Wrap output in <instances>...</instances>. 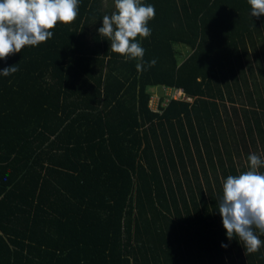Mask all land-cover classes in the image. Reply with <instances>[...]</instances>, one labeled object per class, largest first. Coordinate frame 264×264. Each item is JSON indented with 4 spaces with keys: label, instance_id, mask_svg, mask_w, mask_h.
I'll return each mask as SVG.
<instances>
[{
    "label": "trees",
    "instance_id": "16d2710c",
    "mask_svg": "<svg viewBox=\"0 0 264 264\" xmlns=\"http://www.w3.org/2000/svg\"><path fill=\"white\" fill-rule=\"evenodd\" d=\"M141 2L144 71L98 32L114 0H79L73 23L0 60L18 68L0 74V264H264L218 211L227 177L264 160V16Z\"/></svg>",
    "mask_w": 264,
    "mask_h": 264
},
{
    "label": "clouds",
    "instance_id": "9594fccd",
    "mask_svg": "<svg viewBox=\"0 0 264 264\" xmlns=\"http://www.w3.org/2000/svg\"><path fill=\"white\" fill-rule=\"evenodd\" d=\"M251 16H264V0H248ZM79 0H0V60L20 53L25 46H37L53 36L58 23L71 24L78 16ZM115 11L103 16L98 29L111 42V50L126 59H136L138 72L145 70V50L136 41L137 36L149 37L148 22L155 17L153 5L141 0H114ZM156 60L148 62V67ZM18 71L16 65L0 71L3 76ZM249 170L229 175L223 183V197L219 214L229 241L238 237L245 255L258 252L264 244L256 230L264 235V160L256 154L248 157ZM227 248V244H221Z\"/></svg>",
    "mask_w": 264,
    "mask_h": 264
},
{
    "label": "rangeland",
    "instance_id": "374dc122",
    "mask_svg": "<svg viewBox=\"0 0 264 264\" xmlns=\"http://www.w3.org/2000/svg\"><path fill=\"white\" fill-rule=\"evenodd\" d=\"M180 47V49H181V47H184V46H178V48ZM186 48V53H189L190 51H191V48H189V47H185ZM256 64L258 65V64H260L261 65V63L260 62H258V61H255L254 60V65H255V68H256ZM262 85L264 86V80L262 81ZM160 88H162L163 89V87H160ZM160 88H158V87H155L154 89H152V90H154V91H158L159 93H161V90H160ZM255 90H256V87L254 88ZM264 89V88H263ZM256 92H257V90H256ZM257 95V94H256ZM258 96V95H257ZM243 98H245V96H237V101L236 102H234V103H236V105H238V106H240L241 108L242 107H246V108H250V109H253L254 108V106H252L250 103H247V102H242V101H240L241 99H243ZM156 103H155V107H156ZM243 105H245V106H243ZM230 106L232 107V104H231V102H230ZM257 107V106H256ZM243 112V111H242ZM230 119H231V121H232V123H234L235 124V126H236V117H235V115L234 114H230ZM234 145L235 146H237V147H242V145H241V143L240 144H238L236 141L234 142ZM260 151V150H259ZM237 156V155H236ZM264 156V155H263ZM237 158H239L238 156H237ZM243 160H246V162H247V159H243ZM246 162H243V161H241V163H240V165L241 166H238V164L236 163V165L238 166V168H240V167H243V163H246ZM247 164V163H246ZM248 170H249V168H248ZM259 170V169H258Z\"/></svg>",
    "mask_w": 264,
    "mask_h": 264
},
{
    "label": "built area",
    "instance_id": "2783aa9c",
    "mask_svg": "<svg viewBox=\"0 0 264 264\" xmlns=\"http://www.w3.org/2000/svg\"><path fill=\"white\" fill-rule=\"evenodd\" d=\"M183 94H184V92L181 90V91H179V93H178L177 97H181V96H183ZM189 99H192V98H191V97H189Z\"/></svg>",
    "mask_w": 264,
    "mask_h": 264
}]
</instances>
